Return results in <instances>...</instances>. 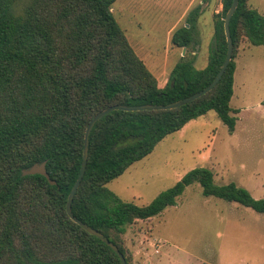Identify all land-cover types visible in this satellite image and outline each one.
<instances>
[{
    "label": "trees",
    "instance_id": "obj_1",
    "mask_svg": "<svg viewBox=\"0 0 264 264\" xmlns=\"http://www.w3.org/2000/svg\"><path fill=\"white\" fill-rule=\"evenodd\" d=\"M117 0H0V264H123L119 255L68 214L69 194L79 176L86 128L114 104H167L208 86L226 58L224 27L233 0L214 16V48L197 68L182 56L162 84L140 58L112 10ZM201 5L172 35L182 49L196 41ZM233 59L218 84L172 109L113 110L90 133L85 175L72 203L74 214L114 241L126 226L174 205L199 182L206 196L235 201L264 213L236 182L217 183L212 169L189 170L146 205L123 200L108 187L133 163L149 155L168 134L215 110L230 132L239 112L231 106L236 51L242 37L264 45V15L239 0L230 22ZM46 162L52 184L25 169Z\"/></svg>",
    "mask_w": 264,
    "mask_h": 264
},
{
    "label": "rangeland",
    "instance_id": "obj_2",
    "mask_svg": "<svg viewBox=\"0 0 264 264\" xmlns=\"http://www.w3.org/2000/svg\"><path fill=\"white\" fill-rule=\"evenodd\" d=\"M178 1L177 8L175 0H117L113 4L115 9L123 7L122 13L113 12L127 36L133 41L135 35L140 36L151 44L154 61L166 62L158 70L149 65L162 84L170 81L186 51L187 59L204 68L214 48L215 15L209 8L203 10L199 34L188 50L181 52L172 43L175 16L196 2ZM220 4L222 0L211 3ZM248 5L264 15V0H248ZM234 60L231 106L239 110L235 130L230 132L217 112L210 110L168 134L153 152L108 183L111 190L125 201L146 205L189 170L204 166L214 171L217 183L234 181L254 197H264V45L242 37ZM118 240L132 264H264V213L206 196L195 182L176 204L150 219L128 224Z\"/></svg>",
    "mask_w": 264,
    "mask_h": 264
},
{
    "label": "water",
    "instance_id": "obj_3",
    "mask_svg": "<svg viewBox=\"0 0 264 264\" xmlns=\"http://www.w3.org/2000/svg\"><path fill=\"white\" fill-rule=\"evenodd\" d=\"M238 5H239V0H233L232 5L230 6V8L226 14V17L224 20V27H225V32H226L227 41H228V51H227L226 58L222 64V67L220 68V70H219L218 74L216 75V77L214 78V80L208 86H206L202 90L195 92V93H193V94H191L185 98H182L180 100L170 102L167 104L145 103V104L129 105V104L118 103V104L111 105V106L101 110L97 114H95L93 116V118L91 119V121L89 122L87 128H86L82 166H81L79 176H78V178H77V180H76V182H75V184H74V186H73V188L69 194L66 209H67L69 216L75 222L80 224L89 233L99 237L107 245H109L119 255L123 264H128V262H127L125 254L121 251L119 246L114 241H112L108 236H106L103 232L92 227L91 225L84 222L83 220L79 219L74 214L73 209H72L73 199L75 197V194H76V192H77V190H78V188L82 182V179L85 175V172H86V167H87V163H88V156H89L90 133H91L94 125L96 124V122H98L101 118H103L105 115H107L108 113H110L113 110L135 111V110H143V109H172V108H176V107H180L182 105H185L189 102H192L193 100L203 96L204 94H206L207 92L212 90L218 84V82L221 80V78L224 75L226 69L228 68L231 60L233 59L234 43H233V38H232V34H231L230 22H231V18L233 16L234 12L236 11ZM35 173H40V174L45 175L50 180V182L52 184L57 183L56 180H54L50 177V174L46 168V162H43L41 164H35L31 168L24 170V174H35Z\"/></svg>",
    "mask_w": 264,
    "mask_h": 264
},
{
    "label": "crops",
    "instance_id": "obj_4",
    "mask_svg": "<svg viewBox=\"0 0 264 264\" xmlns=\"http://www.w3.org/2000/svg\"><path fill=\"white\" fill-rule=\"evenodd\" d=\"M179 1L175 0V8L179 7V5L177 4ZM213 2V0H196V2L191 3L189 5H186L185 7L182 8L181 13L178 12V14L175 16V29H173V33L180 27L186 25V21H187V16L189 14V12L195 8L196 6H198L199 4H202L203 6V10H205L206 8L210 9L213 16L218 13L222 7V5H218L216 7V5H211V3ZM216 2V0H215ZM123 7L120 5L118 7V9L113 6V11L117 10V12L122 13L123 12ZM204 12H202L201 17L203 15ZM199 25V24H198ZM174 26V25H173ZM126 30V29H125ZM127 33V31H126ZM128 34V33H127ZM129 38V37H128ZM130 43L132 44V46L134 47V49L136 50L137 54L145 61V63L147 64V66L149 67V65L152 66V68H154L155 70H158V66H160L161 68L166 66V62L164 61H154L155 59V54L152 50L151 44L149 45L146 41H144L143 39H140V36L138 37L137 35H135V41H133L132 39L129 38ZM134 42V43H133ZM180 48V47H179ZM182 48H181V52H182ZM185 52V49H184ZM198 51H194L193 53L196 54ZM181 55V53H180ZM176 65V64H175ZM150 68V67H149ZM151 69V68H150ZM152 70V69H151ZM154 73V72H153ZM155 74V73H154ZM156 75V74H155ZM157 76V75H156ZM158 78V77H157ZM160 81V80H159ZM161 82V81H160Z\"/></svg>",
    "mask_w": 264,
    "mask_h": 264
}]
</instances>
